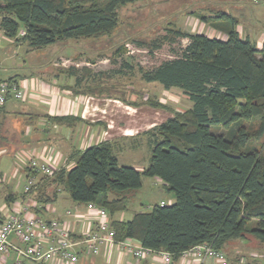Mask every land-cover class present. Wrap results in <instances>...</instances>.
<instances>
[{"label": "trees", "instance_id": "obj_1", "mask_svg": "<svg viewBox=\"0 0 264 264\" xmlns=\"http://www.w3.org/2000/svg\"><path fill=\"white\" fill-rule=\"evenodd\" d=\"M136 1L0 0V30L33 50L60 40L99 38L116 28L118 10ZM197 19L211 23L226 39L170 24L164 36L148 44L137 42L152 52L165 43L189 41L172 59L151 70L139 68L146 83H158L166 91L179 89L192 103L146 132L147 167L139 171L119 165L115 145L102 142L73 152L71 168L41 177L31 191L38 203L50 204L64 191L75 204H97L108 212L117 242L133 239L144 248L168 252L173 260L204 243L222 251L234 240L264 245V43L258 47L241 38L237 19L222 10ZM20 30L25 35L17 38ZM118 91L101 82L83 92L115 98ZM141 103L169 109L156 99ZM51 120L69 126L77 119ZM212 126H220L222 133H213ZM142 177L161 181L174 202L156 204L129 221L113 219L127 210Z\"/></svg>", "mask_w": 264, "mask_h": 264}, {"label": "crops", "instance_id": "obj_2", "mask_svg": "<svg viewBox=\"0 0 264 264\" xmlns=\"http://www.w3.org/2000/svg\"><path fill=\"white\" fill-rule=\"evenodd\" d=\"M256 12L263 20L264 8L256 9ZM240 23L237 19L240 37L249 39L260 47L264 43V31L258 27L254 28L255 24L244 26ZM207 24L217 33L215 38L226 39V35L218 28H214L211 23ZM14 46V53L21 51L20 57L18 55L13 57L11 50ZM40 50L29 48L23 41L9 39L0 30V81L18 84L24 92L23 100L9 98L0 109V157L10 158L9 168L7 162H4V166L0 162V210L4 206H10L21 196L20 177L24 178L27 173V160L30 156L35 155L49 162L55 170L71 168L74 163L71 155L75 151L102 142L113 143L116 148H121L118 144L142 134L146 135L148 130L159 125L156 121L139 122V110L130 103L131 101L118 97L109 98L105 95L85 94L81 89L83 86L81 79L77 80L84 72L75 66L56 63L57 60H70L71 57L58 56L46 65L29 69ZM64 116L77 120L71 122L69 126L58 125L51 120L53 117ZM146 139L148 142L147 135ZM159 184L163 187L161 182ZM63 192L61 191L56 200L50 203V215L43 216L65 222L71 237L77 239L87 232L89 225L93 224L94 215L88 214L90 212L86 210L85 205L73 203L67 193L62 194ZM10 195L12 196L9 197ZM6 198L11 203H7ZM173 202L174 197L169 200V204ZM67 210L72 212V216L65 215ZM134 214L135 212L126 219L124 212L117 213L113 219L129 221ZM11 240L16 242L15 238ZM224 251L230 260L244 258L246 264H264V245H259L253 239L234 240ZM212 263L210 259L202 262L190 256L172 260L171 264ZM76 264L163 263L157 255L137 259L115 245L106 244L100 246L96 255L81 252Z\"/></svg>", "mask_w": 264, "mask_h": 264}, {"label": "rangeland", "instance_id": "obj_3", "mask_svg": "<svg viewBox=\"0 0 264 264\" xmlns=\"http://www.w3.org/2000/svg\"><path fill=\"white\" fill-rule=\"evenodd\" d=\"M259 8H264V0H138L118 10V25L110 35L57 41L36 53L34 66L28 68L46 65L58 56L71 57L70 60L64 61H67V66H75L84 72L79 76L83 91L98 86L101 82L109 87L113 85L119 90L118 97L122 95L123 99L137 103L134 106L139 110V122L146 120L161 124L171 117L174 111L186 110L192 103L179 89L172 88L166 91L158 83H146L139 68L151 70L161 62L172 59L174 52L185 47L189 41L179 39L172 44L165 43L160 49L152 52L146 47L139 46L137 42L148 44L151 40L164 36L170 24L185 32L205 33L215 37L217 33L210 29L211 26L197 19L198 15L208 16L215 10H224L236 17L244 26L255 24L254 28L258 27L264 31V18L261 20L258 16L260 14L256 12ZM240 31L242 32L241 28ZM11 51L14 58L15 55L20 57L21 51L14 53L15 46ZM62 61L57 60L56 63ZM127 63L131 69L125 66ZM142 98L156 99L166 104L169 109L145 105L141 103ZM211 131L222 133L220 126H212ZM118 145L121 148H115V153L119 165L133 167L139 171H142V167H147L150 147L146 135L127 139ZM0 162L3 166L4 162H7L9 168V157H0ZM24 180L25 178L20 177L22 188ZM51 189L49 187L46 193L51 195ZM172 199L173 194L160 186L156 179L142 177V186L132 192L124 215L128 219L134 212H149L154 205L162 201L169 204V200ZM2 261L0 264H13V254L3 256Z\"/></svg>", "mask_w": 264, "mask_h": 264}, {"label": "built area", "instance_id": "obj_4", "mask_svg": "<svg viewBox=\"0 0 264 264\" xmlns=\"http://www.w3.org/2000/svg\"><path fill=\"white\" fill-rule=\"evenodd\" d=\"M24 35L25 31L20 30L17 38ZM66 62L63 60L62 64L66 65ZM9 98L23 100L24 92L18 84L0 81V109ZM26 169L21 196L10 206H4L0 210V262H3V256L12 253L13 264H76L81 252L96 255L100 246L111 244L137 259L157 255L163 264L172 263V256L168 252L144 248L133 239L117 242L108 212L94 203L85 205L86 210L90 212L88 214L94 215L93 224L88 226L82 237L73 239L65 222L43 217L42 214H50V204L38 203L31 195L38 180L51 176L55 169L49 162L35 155L28 158ZM160 205L163 206L165 203L161 202ZM38 210L40 213L36 212ZM65 215L70 217L72 212L67 210ZM11 238H15L16 242ZM190 256L202 262L210 259L213 261L212 264H246L244 258L230 260L224 251L205 243L192 246L182 252L179 258L185 259Z\"/></svg>", "mask_w": 264, "mask_h": 264}]
</instances>
